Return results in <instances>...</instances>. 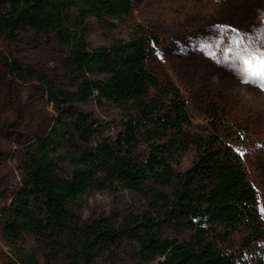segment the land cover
<instances>
[{
    "label": "trees",
    "instance_id": "16d2710c",
    "mask_svg": "<svg viewBox=\"0 0 264 264\" xmlns=\"http://www.w3.org/2000/svg\"><path fill=\"white\" fill-rule=\"evenodd\" d=\"M131 8V0H0V36L22 45L30 33L34 52L62 49L61 73L73 87L13 54L7 59L15 81L41 83L56 113L21 156L20 187L2 210L1 235L15 253L10 264H42L18 246L27 236L63 264H96L127 240L138 243L143 264H264V217L241 155L246 129L214 108L208 127L194 130L182 90L149 66L163 41L156 31L136 25L110 47L90 42L91 17L112 28ZM91 100L117 108L120 118L99 123L78 107ZM192 147L191 165L181 169ZM11 154L0 153V164ZM106 189L135 191L149 206L86 221L79 196ZM164 227L173 234L163 236ZM182 232L189 237L176 236Z\"/></svg>",
    "mask_w": 264,
    "mask_h": 264
},
{
    "label": "rangeland",
    "instance_id": "374dc122",
    "mask_svg": "<svg viewBox=\"0 0 264 264\" xmlns=\"http://www.w3.org/2000/svg\"><path fill=\"white\" fill-rule=\"evenodd\" d=\"M131 1L130 14L115 21L112 28L91 17L90 42L94 47H110L115 37L128 39L136 25L150 28L162 37L149 66L182 90L188 100L194 130L203 131L208 127L214 108L225 113L231 124L246 129L243 157L264 217V88L258 83L243 81L236 50L229 51L235 33L223 27L231 26L239 29L241 35L247 33L250 40H259L264 34V0ZM22 37L23 44L15 45L0 36V153H12L0 164V264H10L15 259L14 251L1 235V214L5 203L20 187V158L38 137L50 130L56 118L41 83L15 81L9 73L7 59L13 54L24 65L37 66L51 77L59 74L62 85L73 89L72 82L61 73L62 49L49 45L37 53L27 44L31 34L25 33ZM93 77L103 78L102 75ZM78 107L92 112L101 124L120 118L117 108H100L92 100ZM194 155L192 147L185 154L181 169L191 165ZM148 206V199L130 190H88L77 200L86 221L141 214ZM161 233L173 234L167 227ZM189 235L190 232L176 234L180 239ZM18 246L27 252L35 251L42 264H63L60 257L48 260L51 251L33 236H27ZM138 248L135 240H127L123 249L107 252L96 264H143L136 257ZM159 260L146 264H159Z\"/></svg>",
    "mask_w": 264,
    "mask_h": 264
},
{
    "label": "snow or ice",
    "instance_id": "6c2138e0",
    "mask_svg": "<svg viewBox=\"0 0 264 264\" xmlns=\"http://www.w3.org/2000/svg\"><path fill=\"white\" fill-rule=\"evenodd\" d=\"M223 27L235 33L229 51L236 50V60L240 65L239 74L243 81L258 83L261 88H264V34H261L259 40L255 38L250 40L248 34L241 35L239 29H232L231 26Z\"/></svg>",
    "mask_w": 264,
    "mask_h": 264
}]
</instances>
